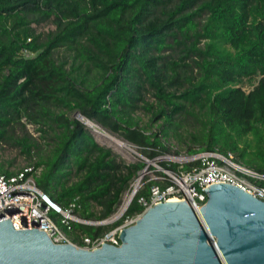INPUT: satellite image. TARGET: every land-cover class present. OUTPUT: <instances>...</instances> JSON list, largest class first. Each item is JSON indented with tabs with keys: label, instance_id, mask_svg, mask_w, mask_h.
Returning <instances> with one entry per match:
<instances>
[{
	"label": "trees",
	"instance_id": "1",
	"mask_svg": "<svg viewBox=\"0 0 264 264\" xmlns=\"http://www.w3.org/2000/svg\"><path fill=\"white\" fill-rule=\"evenodd\" d=\"M77 115L151 162L194 118L189 155L232 153L264 174V0H0V148L20 150L54 203L105 222L146 163L126 165ZM195 166L161 163L176 174ZM1 174L14 172L0 163ZM155 184L143 180L117 221L73 225L72 242L136 218Z\"/></svg>",
	"mask_w": 264,
	"mask_h": 264
},
{
	"label": "water",
	"instance_id": "2",
	"mask_svg": "<svg viewBox=\"0 0 264 264\" xmlns=\"http://www.w3.org/2000/svg\"><path fill=\"white\" fill-rule=\"evenodd\" d=\"M136 192L104 224L118 220ZM204 192L199 209L186 202L154 206L121 231L120 246L94 251L55 245L43 232L0 222V264H264V201L224 184Z\"/></svg>",
	"mask_w": 264,
	"mask_h": 264
},
{
	"label": "built area",
	"instance_id": "3",
	"mask_svg": "<svg viewBox=\"0 0 264 264\" xmlns=\"http://www.w3.org/2000/svg\"><path fill=\"white\" fill-rule=\"evenodd\" d=\"M164 156L156 159L162 158L166 163L176 165L195 163L196 166L184 174H176L155 165L154 171L157 176L153 181L157 184L150 188L148 199L138 200L139 206L143 209L141 214L136 218L125 220L123 225L101 237L92 239L82 236L80 243L72 242L69 233L72 232L73 225L99 226L109 221L92 222L80 218L81 207L76 202H71L64 208L54 203L37 188L33 167L24 168L9 177L1 174L0 222L10 220L9 222L16 231L38 230L43 232L55 245H73L79 249L94 251L104 244L120 246L119 234L124 228L132 226L149 208L167 203L170 199L190 201L196 208H200L207 199L204 191L211 186L223 184L234 186L264 201V174L257 173L237 162L232 153L201 152L186 158H179L172 154ZM142 159L148 161L143 157ZM139 181L140 179L133 188L131 186L130 192L140 189L142 185ZM128 194L121 211L126 206V200L130 195ZM16 210H18L17 213H10ZM53 215L57 216L56 219H52Z\"/></svg>",
	"mask_w": 264,
	"mask_h": 264
},
{
	"label": "rangeland",
	"instance_id": "4",
	"mask_svg": "<svg viewBox=\"0 0 264 264\" xmlns=\"http://www.w3.org/2000/svg\"><path fill=\"white\" fill-rule=\"evenodd\" d=\"M32 28H35L38 33H45L48 30H53V27L49 26V25L48 26H40L38 28H36L35 26H32ZM257 81L258 80L253 81L252 85L255 86ZM241 87L245 92H249L253 88V87L249 86L246 81L243 85H241ZM142 119H143V122L146 123L148 118L143 117ZM85 122H83V123H85ZM161 123H162L161 121L158 122V125H160ZM178 124H179V126H178V129L176 131L177 136H171V138L168 139L166 142V147L170 149V154L174 155V152L177 151L178 155H176V156H178L179 158H186L187 156H189V154L187 152V148L188 147H192V148L195 147L192 143H190L191 142V135L193 133H195L196 131H198L199 126L195 123L194 118H189V117H186L184 119H180V122L178 121ZM85 128L100 146L102 145V147L110 149L113 153H115L117 156H119V158L123 162H125L126 165L142 160V156L138 152L137 149L133 148L130 144H127L121 138H118L116 135H113V134L109 133L108 131L104 130L100 126H98V128L100 129L101 132H103L104 134L113 136V137L117 138L118 140L122 141L123 143L127 144V148L129 150L126 149V150L121 152V151L115 150L114 148L110 147L106 143H102L101 141L98 142L96 140V136L92 132L93 129H90L88 125L87 126L85 125ZM25 129L30 136H32L33 138H38L39 134L37 132H35L34 127L26 126ZM248 141H250V138H248ZM32 161H35V158ZM144 162L146 163L147 167H145L140 172L139 177L133 182L132 188L134 185H136V183L139 179H140L139 184H141V182L143 180H146V179L153 180L157 176L156 172L154 171L156 168L155 165L161 167V163L162 162L164 163L165 160L160 158V159H154V160H152V162L151 161H144ZM0 163L3 164L6 169H8V172H14V173H17L18 171H21L24 168H29L31 166V165H29L28 159H26L20 153V150L18 148L9 147V145H2L1 146V148H0ZM128 193H131V192H128ZM128 193H126L124 195L122 204L118 208L117 212L110 219H108V221L113 220L119 216L121 208L125 202V199H126ZM113 222H115V221H113ZM108 224H110V223H108ZM104 225H106V224H104ZM130 226H128V227H130Z\"/></svg>",
	"mask_w": 264,
	"mask_h": 264
},
{
	"label": "bare ground",
	"instance_id": "5",
	"mask_svg": "<svg viewBox=\"0 0 264 264\" xmlns=\"http://www.w3.org/2000/svg\"><path fill=\"white\" fill-rule=\"evenodd\" d=\"M81 119V121L83 122V118L82 117H79V120ZM85 122V121H84ZM87 123V124H86ZM85 125L89 126L90 129H93V134L96 136V140L99 142L101 141L102 143H106L107 145H109L110 147L114 148L115 150H118V151H124V150H129L127 148V144L123 143L122 141L118 140L117 138L113 137V136H110V135H107V134H104L103 132L100 131V129L98 128V126H96L94 123L92 122H85ZM128 152V151H127ZM128 200V198H127ZM127 200H126V203H127ZM185 202V201H184ZM167 203H183V201H179L177 199H170L169 201H167ZM189 206L193 207V208H196L192 202H186ZM199 209V208H198ZM122 211H120L121 213ZM140 218H138L137 220H139Z\"/></svg>",
	"mask_w": 264,
	"mask_h": 264
}]
</instances>
